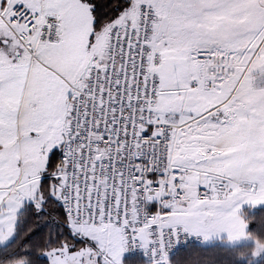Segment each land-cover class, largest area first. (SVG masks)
<instances>
[{
	"label": "snow or ice",
	"instance_id": "6c2138e0",
	"mask_svg": "<svg viewBox=\"0 0 264 264\" xmlns=\"http://www.w3.org/2000/svg\"><path fill=\"white\" fill-rule=\"evenodd\" d=\"M260 205L264 0H0V264H253Z\"/></svg>",
	"mask_w": 264,
	"mask_h": 264
},
{
	"label": "trees",
	"instance_id": "16d2710c",
	"mask_svg": "<svg viewBox=\"0 0 264 264\" xmlns=\"http://www.w3.org/2000/svg\"><path fill=\"white\" fill-rule=\"evenodd\" d=\"M245 211H248L247 209ZM255 216L252 224L249 225L247 231L256 233L259 236L264 237V208H258L249 213ZM224 244L216 243V247H224ZM255 244H242L236 246H228L230 251H224L221 249L204 248L200 246H192L176 254L177 259H187L191 256L199 254L201 257H214L219 264H248V258H238L235 255L234 250H243L245 248H252ZM41 261L46 262L47 258L40 257ZM253 264H264V255L258 260L253 261Z\"/></svg>",
	"mask_w": 264,
	"mask_h": 264
},
{
	"label": "rangeland",
	"instance_id": "374dc122",
	"mask_svg": "<svg viewBox=\"0 0 264 264\" xmlns=\"http://www.w3.org/2000/svg\"><path fill=\"white\" fill-rule=\"evenodd\" d=\"M258 208H264V205H260V206H257L255 209H258ZM248 210V206L247 205H245L244 206V210ZM222 235H225V234H222ZM217 243H220V244H223L221 241H217ZM250 243H253V244H255V241L254 240H252V239H241L240 241H238V242H236L235 244H233V245H229V246H236V245H242V244H250ZM263 256V255H262ZM262 256H260V257H258V258H256V260L255 261H258ZM44 257H46V256H44ZM47 258V257H46Z\"/></svg>",
	"mask_w": 264,
	"mask_h": 264
},
{
	"label": "clouds",
	"instance_id": "9594fccd",
	"mask_svg": "<svg viewBox=\"0 0 264 264\" xmlns=\"http://www.w3.org/2000/svg\"><path fill=\"white\" fill-rule=\"evenodd\" d=\"M237 255H239V256H243V255H246V250H240L238 253H237Z\"/></svg>",
	"mask_w": 264,
	"mask_h": 264
},
{
	"label": "built area",
	"instance_id": "2783aa9c",
	"mask_svg": "<svg viewBox=\"0 0 264 264\" xmlns=\"http://www.w3.org/2000/svg\"><path fill=\"white\" fill-rule=\"evenodd\" d=\"M193 246H196V245H193ZM191 247H192V246H191ZM183 250H185V249H181L179 252H181V251H183ZM179 252H177V254H178Z\"/></svg>",
	"mask_w": 264,
	"mask_h": 264
}]
</instances>
